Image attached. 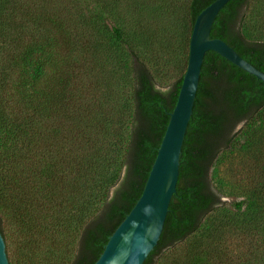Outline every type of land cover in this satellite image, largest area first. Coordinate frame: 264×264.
Listing matches in <instances>:
<instances>
[{
  "label": "trees",
  "instance_id": "obj_1",
  "mask_svg": "<svg viewBox=\"0 0 264 264\" xmlns=\"http://www.w3.org/2000/svg\"><path fill=\"white\" fill-rule=\"evenodd\" d=\"M214 1L188 0L186 63L195 19ZM129 14L147 22V0H0V233L9 264H94L143 191L184 73L167 89L157 84ZM250 17L264 26V0H230L210 36L264 72V38L247 31ZM103 42L127 60L131 85L120 96L103 78ZM240 138L248 153L264 150V81L209 51L176 192L143 264H159L222 207L226 185L213 177ZM246 155L233 210L264 247V152ZM213 245L175 264H264Z\"/></svg>",
  "mask_w": 264,
  "mask_h": 264
},
{
  "label": "rangeland",
  "instance_id": "obj_2",
  "mask_svg": "<svg viewBox=\"0 0 264 264\" xmlns=\"http://www.w3.org/2000/svg\"><path fill=\"white\" fill-rule=\"evenodd\" d=\"M187 3L188 0H147V22L134 14L127 15L134 31L141 33L139 39L135 41L139 57L151 68L157 84L162 89H167L186 70L185 36L189 27ZM245 24L251 36L264 38V26L255 17H250L248 21L246 19ZM99 47L105 62L103 78L108 83L111 82L109 85L112 90L114 93L118 92L120 96L128 91L131 85L124 52L107 42L99 44ZM68 58L72 61L76 59V55L70 53ZM13 75L11 81H15L17 76L16 73ZM245 139L240 138L230 151L223 154L222 162L218 165V175L213 177L215 182L219 180L224 187L226 185V195L221 198L222 207L212 213L203 227L175 252L167 253L159 264H175L174 258L177 255L183 257L192 248L200 249L208 242H213V246L226 250L234 261L250 259L249 255L252 254L264 257V247L260 242L261 233L245 228V224L241 222L244 220L237 217L232 204L241 199L239 196L243 181L240 174L245 175L241 160L249 157L246 154L264 152L245 151L243 145ZM261 140L264 141V138ZM217 186L219 187L218 184ZM227 192L230 194L227 195Z\"/></svg>",
  "mask_w": 264,
  "mask_h": 264
},
{
  "label": "water",
  "instance_id": "obj_3",
  "mask_svg": "<svg viewBox=\"0 0 264 264\" xmlns=\"http://www.w3.org/2000/svg\"><path fill=\"white\" fill-rule=\"evenodd\" d=\"M230 0H215L196 17L189 41L186 70L173 111L149 171L143 191L133 208L109 237L94 264H143L157 245L176 192L182 145L190 121L200 72L207 52L264 81L260 71L210 31L219 12ZM0 264H9L0 233Z\"/></svg>",
  "mask_w": 264,
  "mask_h": 264
}]
</instances>
